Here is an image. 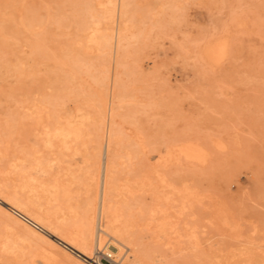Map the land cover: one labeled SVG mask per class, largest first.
Wrapping results in <instances>:
<instances>
[{
  "label": "rangeland",
  "instance_id": "1",
  "mask_svg": "<svg viewBox=\"0 0 264 264\" xmlns=\"http://www.w3.org/2000/svg\"><path fill=\"white\" fill-rule=\"evenodd\" d=\"M123 1L0 0V197L42 226L0 202V264H89L53 234L107 140L154 263L264 264V0Z\"/></svg>",
  "mask_w": 264,
  "mask_h": 264
},
{
  "label": "bare ground",
  "instance_id": "2",
  "mask_svg": "<svg viewBox=\"0 0 264 264\" xmlns=\"http://www.w3.org/2000/svg\"><path fill=\"white\" fill-rule=\"evenodd\" d=\"M123 1V0H122ZM126 1V0H125ZM118 2V1H117ZM124 2V1H123ZM113 3H116L113 1ZM117 5V4H116ZM116 5H114L116 7ZM119 6V5H118ZM123 7V6H122ZM111 10V9H109ZM116 10V9H115ZM113 10V11H115ZM118 12V11H117ZM115 13V12H114ZM113 18L116 17V14H112ZM116 15V16H114ZM121 17V16H120ZM117 21V17L115 19ZM123 20V19H122ZM114 21V19H113ZM120 21V19H119ZM115 22V21H114ZM113 22V23H114ZM116 25V23H115ZM113 26V25H112ZM114 27V26H113ZM116 27V26H115ZM122 27V25H121ZM113 30V29H112ZM113 32V31H112ZM111 38H113V33L111 34ZM115 35V34H114ZM107 38V37H106ZM115 38V36H114ZM114 40V39H113ZM112 41V40H111ZM111 44V43H110ZM114 45V44H113ZM112 48V45L110 46ZM117 48V47H116ZM112 50V49H110ZM114 51V49H113ZM113 56V55H112ZM109 103V102H108ZM107 103V104H108ZM112 104V103H111ZM108 106V105H107ZM108 110V109H106ZM105 112V111H104ZM108 112V111H107ZM107 117V116H106ZM107 125V123H106ZM113 126V125H112ZM107 127V126H106ZM103 133V131H102ZM119 133V132H118ZM107 133H104V136ZM111 134V133H110ZM78 135V134H77ZM109 135V134H108ZM76 136V135H75ZM103 136V137H104ZM139 137V136H138ZM113 138V137H112ZM76 139V137H75ZM74 139V140H75ZM103 139V138H102ZM106 139V137H104ZM115 141V140H114ZM64 142V141H63ZM68 142V141H67ZM77 142V141H76ZM104 143V142H103ZM103 143L101 146H103ZM130 143V142H128ZM138 143V142H137ZM112 144V143H111ZM87 145V144H86ZM93 145V144H92ZM91 145V146H92ZM120 145V144H119ZM125 143L123 144V146ZM128 145V144H127ZM159 145V144H158ZM63 146V145H62ZM129 146V145H128ZM133 146V145H131ZM174 146V145H173ZM171 146V147H173ZM95 147V146H94ZM125 147V146H124ZM130 147V146H129ZM137 147V145H136ZM140 148V147H139ZM145 148V147H144ZM156 148V147H155ZM158 148V147H157ZM168 148V147H167ZM59 149V148H58ZM61 150V149H59ZM65 150V149H64ZM145 150V149H144ZM167 151V149L165 148ZM66 151V150H65ZM63 151V152H65ZM141 151V150H140ZM139 151V152H140ZM177 148H171L168 151V156H163L161 153H158L155 159L152 162L145 161L146 163V170L145 173L143 172L141 176L132 179V182H143L145 181V177L147 176L148 179H154L153 181L156 182L157 186L163 181V172L164 169H161L166 157L171 158L178 154L176 153ZM144 152V151H143ZM187 152V151H186ZM67 153V152H66ZM85 153V152H84ZM121 153V151H120ZM119 153V154H120ZM123 153V152H122ZM165 153V152H164ZM116 154V153H115ZM118 154V153H117ZM129 154V153H128ZM142 155V154H141ZM125 156V155H124ZM135 156V155H134ZM143 156V155H142ZM181 156V155H180ZM187 156L191 157V153L187 152ZM138 157V156H137ZM125 158V157H123ZM142 158V157H141ZM145 157L143 156L142 159ZM154 158V157H153ZM140 159V158H138ZM147 159V158H146ZM145 160V159H144ZM148 160V159H147ZM56 161V160H55ZM69 163V160H67ZM82 161V159H81ZM120 161V160H119ZM86 171L93 189V200L88 204L89 207L84 212V214L78 219L76 227L74 231L71 230H55V234H53L56 238L66 242L71 247L75 248L77 251L82 253L83 259L85 257L90 256V249L96 244V233L97 229L100 227L101 230L105 235H108L112 238V242L116 247V252L121 251L123 247L129 249V259L131 261H135V263H144V264H157L154 263L153 260L150 258L148 252L146 251L145 247L137 241L134 237V230L133 226L137 224L138 221H142L143 219H139V213L133 203L124 202V200L119 201L116 200L113 196V190L115 182H117L118 177H116V166L118 163L117 158L114 156L111 147L109 146V142L102 148H91L88 150L85 158L83 160ZM127 163V161H126ZM139 163V161H138ZM174 163V161H173ZM71 164V163H70ZM140 164V163H139ZM166 164V163H165ZM164 164V165H165ZM66 166V165H65ZM124 166V165H123ZM136 166V165H134ZM67 167V166H66ZM141 167V166H140ZM130 168V167H129ZM142 168V167H141ZM163 168V167H162ZM131 169V168H130ZM60 170V169H59ZM148 173V175H147ZM140 174V173H139ZM138 174V175H139ZM130 175V174H129ZM136 175V174H135ZM59 176V175H58ZM131 173V177H132ZM64 177V176H63ZM146 177V178H147ZM125 182L128 181L126 184L130 187V177H125ZM57 181V180H56ZM88 181V180H87ZM123 181V180H122ZM54 182V181H53ZM60 182V181H59ZM61 183V182H60ZM64 183V182H63ZM155 184V183H154ZM57 185V184H56ZM162 184H160L161 186ZM61 186V185H60ZM67 186V185H66ZM90 186V185H89ZM63 187V186H62ZM163 187V186H162ZM1 188V187H0ZM88 188V187H87ZM161 188V187H160ZM148 189V188H147ZM152 189V188H151ZM159 189V188H158ZM157 189V190H158ZM149 190V189H148ZM156 190V191H157ZM4 191V190H2ZM8 191V190H7ZM60 192V190H58ZM121 192V191H119ZM151 192V191H150ZM187 192V191H186ZM190 192V191H189ZM187 192V193H189ZM18 193V192H17ZM133 193V192H132ZM156 193V192H155ZM159 193V192H158ZM185 193V194H187ZM64 194V193H63ZM157 194V193H156ZM61 195V194H60ZM190 196V195H189ZM15 197V196H13ZM62 197V196H61ZM125 196L124 198H126ZM130 197V196H129ZM121 198V197H120ZM191 199L190 197H186V199ZM19 201V200H18ZM0 202L6 205V208L13 211L17 214L24 222L30 223L35 227L41 226L37 221L30 218L28 215L22 213L17 208L11 205L12 199L5 196L3 198L0 197ZM15 204V203H14ZM65 206V205H64ZM91 206V207H90ZM4 208V207H3ZM78 208V207H77ZM142 208V207H141ZM81 209V208H78ZM143 210V209H142ZM30 213V212H29ZM144 213V212H143ZM143 215V214H142ZM220 219V218H219ZM39 220V219H38ZM138 220V221H137ZM179 220V219H178ZM176 220V222L178 221ZM222 220V218H221ZM41 221V220H40ZM39 221V222H40ZM151 221V219H150ZM42 222V221H41ZM179 222V221H178ZM224 222V221H223ZM52 223V222H51ZM139 223V222H138ZM143 223V222H142ZM175 223V222H174ZM180 223V222H179ZM226 223V222H225ZM185 224V223H183ZM53 225V224H52ZM141 225V222H140ZM156 225V224H155ZM166 225V224H165ZM173 225V224H171ZM170 225V226H171ZM224 225V223H223ZM177 226V225H176ZM184 226V225H183ZM188 226V225H187ZM52 227V226H51ZM42 228V226H41ZM46 228V227H45ZM49 228V227H48ZM137 228V227H135ZM175 228V227H172ZM47 229V228H46ZM45 229V230H46ZM58 229V228H57ZM143 229V228H142ZM163 229V228H162ZM51 231V230H49ZM48 231V232H49ZM231 232V231H230ZM51 233V232H50ZM178 233V232H177ZM167 234V233H166ZM46 236V235H45ZM139 236L137 235V238ZM49 239V237H47ZM56 240V239H55ZM139 240V239H138ZM175 241V240H174ZM192 242V241H191ZM51 243V242H50ZM55 243V242H54ZM53 243V244H54ZM145 244V243H144ZM147 245V244H146ZM53 246V245H52ZM148 247V246H147ZM93 249V248H92ZM90 253V254H89ZM125 257V258H126ZM71 259V258H70ZM128 259V258H127ZM77 261V260H76ZM86 261V260H85ZM87 262V261H86ZM88 263V262H87ZM79 264V263H78ZM81 264V263H80ZM86 264V263H84ZM90 264V263H89Z\"/></svg>",
  "mask_w": 264,
  "mask_h": 264
},
{
  "label": "built area",
  "instance_id": "3",
  "mask_svg": "<svg viewBox=\"0 0 264 264\" xmlns=\"http://www.w3.org/2000/svg\"><path fill=\"white\" fill-rule=\"evenodd\" d=\"M103 235L106 239L100 242V236ZM112 238L105 235L101 228L97 229L96 244L91 252L90 256L85 257V260L90 264H136L133 262L124 261L127 249L123 247L120 253L112 251L116 250L115 245L112 242Z\"/></svg>",
  "mask_w": 264,
  "mask_h": 264
}]
</instances>
